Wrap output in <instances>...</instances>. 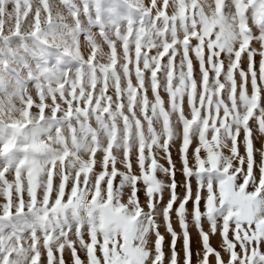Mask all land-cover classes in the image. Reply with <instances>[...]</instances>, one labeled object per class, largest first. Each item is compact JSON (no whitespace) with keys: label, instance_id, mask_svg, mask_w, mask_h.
<instances>
[{"label":"snow or ice","instance_id":"snow-or-ice-1","mask_svg":"<svg viewBox=\"0 0 264 264\" xmlns=\"http://www.w3.org/2000/svg\"><path fill=\"white\" fill-rule=\"evenodd\" d=\"M0 264H264V0H0Z\"/></svg>","mask_w":264,"mask_h":264},{"label":"rangeland","instance_id":"rangeland-1","mask_svg":"<svg viewBox=\"0 0 264 264\" xmlns=\"http://www.w3.org/2000/svg\"><path fill=\"white\" fill-rule=\"evenodd\" d=\"M93 31L95 33L98 34V29H93ZM259 59V57H257V60ZM30 88H31V85H30ZM149 98L151 99V92H149ZM256 146L259 147L260 146V142L257 141L256 142ZM173 158L174 159H178L177 157V154H176V149L173 148ZM177 178L178 179H181V177L179 176V174L177 175ZM141 199L143 200V196H141ZM167 199V196H165V200ZM191 208V205H189V209ZM173 220H174V227H176V230L179 231V227L177 224H175V217H173ZM204 229L205 231H208V225L207 223L205 222L204 224ZM161 232L162 234L165 236V242H164V251H165V254L166 256H169L170 255V248H169V245H170V241H171V238L170 236L166 233V231L164 230V228L162 227L161 228ZM190 233L192 235V238H193V252L195 253L197 250H199V243H198V235H197V229L195 228L194 225H191L190 223ZM210 242L212 244L213 247H219V236H211L210 238ZM182 247V241L178 242V248H181ZM81 257L82 258H85L84 257V253H80ZM183 253L181 252V257H182ZM66 258H68V254L66 253L65 254ZM227 258V257H225Z\"/></svg>","mask_w":264,"mask_h":264}]
</instances>
